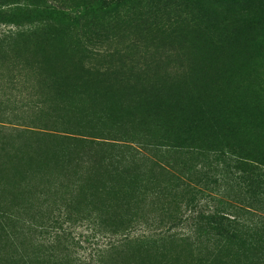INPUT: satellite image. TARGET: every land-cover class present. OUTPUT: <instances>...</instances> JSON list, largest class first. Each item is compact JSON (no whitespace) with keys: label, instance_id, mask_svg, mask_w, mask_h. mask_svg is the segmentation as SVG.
<instances>
[{"label":"trees","instance_id":"1","mask_svg":"<svg viewBox=\"0 0 264 264\" xmlns=\"http://www.w3.org/2000/svg\"><path fill=\"white\" fill-rule=\"evenodd\" d=\"M0 25V264H264V0H0Z\"/></svg>","mask_w":264,"mask_h":264},{"label":"rangeland","instance_id":"2","mask_svg":"<svg viewBox=\"0 0 264 264\" xmlns=\"http://www.w3.org/2000/svg\"><path fill=\"white\" fill-rule=\"evenodd\" d=\"M8 27L0 25L1 29H7ZM89 235L88 229L86 226H77L70 230L69 241L74 245L75 250L80 254H87L90 250L94 248V243L87 240Z\"/></svg>","mask_w":264,"mask_h":264}]
</instances>
